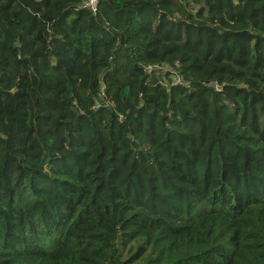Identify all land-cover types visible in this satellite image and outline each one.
<instances>
[{
  "label": "trees",
  "instance_id": "obj_1",
  "mask_svg": "<svg viewBox=\"0 0 264 264\" xmlns=\"http://www.w3.org/2000/svg\"><path fill=\"white\" fill-rule=\"evenodd\" d=\"M0 0V264H264V0Z\"/></svg>",
  "mask_w": 264,
  "mask_h": 264
},
{
  "label": "built area",
  "instance_id": "obj_2",
  "mask_svg": "<svg viewBox=\"0 0 264 264\" xmlns=\"http://www.w3.org/2000/svg\"><path fill=\"white\" fill-rule=\"evenodd\" d=\"M84 7L91 10L92 12H96L98 9V0H85Z\"/></svg>",
  "mask_w": 264,
  "mask_h": 264
}]
</instances>
